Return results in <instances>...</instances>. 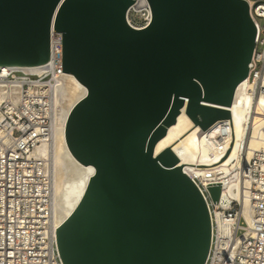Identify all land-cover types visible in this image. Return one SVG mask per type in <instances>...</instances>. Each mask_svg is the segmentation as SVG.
<instances>
[{
  "label": "water",
  "instance_id": "1",
  "mask_svg": "<svg viewBox=\"0 0 264 264\" xmlns=\"http://www.w3.org/2000/svg\"><path fill=\"white\" fill-rule=\"evenodd\" d=\"M134 1L0 0V66L47 62L54 27L63 71L88 87L66 139L96 172L57 228L64 264H205L208 203L170 146L155 147L186 101L203 130L232 126L220 106L249 75L257 27L247 0H149L152 21L136 29L126 19ZM209 190L219 201L221 185Z\"/></svg>",
  "mask_w": 264,
  "mask_h": 264
},
{
  "label": "built area",
  "instance_id": "2",
  "mask_svg": "<svg viewBox=\"0 0 264 264\" xmlns=\"http://www.w3.org/2000/svg\"><path fill=\"white\" fill-rule=\"evenodd\" d=\"M247 1L253 2L250 13L257 27L249 80L255 94L264 97V24L260 20L264 16L257 12L264 0ZM126 19L136 29L147 27L152 21L149 1L135 0ZM44 64L40 73L0 71V88L5 87L3 92L0 89V264H64L53 224L54 172L48 157L38 154L41 144L53 140L57 108L65 100L62 90L69 86L63 71L61 32H51L50 59ZM14 84L20 86L17 100L12 97ZM230 135L225 128L219 150L226 147ZM260 138L264 140V122ZM234 174L238 192L249 201L250 214L247 218L241 201L233 200L227 214L238 217V222L232 225L225 243L219 236L216 201L209 190L218 182L194 179L213 221L212 245L205 264H264V149L255 150L249 162L239 161Z\"/></svg>",
  "mask_w": 264,
  "mask_h": 264
},
{
  "label": "bare ground",
  "instance_id": "3",
  "mask_svg": "<svg viewBox=\"0 0 264 264\" xmlns=\"http://www.w3.org/2000/svg\"><path fill=\"white\" fill-rule=\"evenodd\" d=\"M252 3V1L249 3L250 10ZM257 12L264 16V2L260 3ZM52 31H54V27H52ZM44 67V63L1 65L0 71L23 70L40 73ZM66 73L69 86L62 90V99L65 100L64 102L61 100L57 108L53 140L38 147V154L48 157L50 167L54 172L53 224L56 238L57 228L76 209L86 192L91 176L96 172V167L93 164L85 165L75 157L66 139L69 115L76 104L88 94V87L74 73ZM19 88L18 84L11 86L14 100L19 98ZM0 89L3 92L5 87L1 85ZM203 103L209 104L205 101ZM186 107L187 101L177 115L175 123L167 127L166 134L157 142L155 154L158 155L170 146L178 156L180 165L185 164L182 167L191 178L199 177L204 183H208L209 179H215L221 183V186L222 183L224 184L221 199L215 202V205L219 236L221 242L225 243V237L229 235L232 225L238 222V217H230L227 214L233 200L241 201L243 213L249 218V201L242 192H238V181L234 174V168L239 161L249 162L255 150L264 149V140L260 138V128L264 122V97L255 94L254 84L251 83L248 75L238 84L230 106H220L230 110L232 126L230 118H224L216 120L204 130L200 125L195 124L186 113ZM225 128L231 131V135L226 141V147L219 150V145L224 142L222 134ZM230 147L228 155L219 162ZM214 163L217 164L212 165ZM209 174L212 175V178L208 177Z\"/></svg>",
  "mask_w": 264,
  "mask_h": 264
},
{
  "label": "rangeland",
  "instance_id": "4",
  "mask_svg": "<svg viewBox=\"0 0 264 264\" xmlns=\"http://www.w3.org/2000/svg\"><path fill=\"white\" fill-rule=\"evenodd\" d=\"M261 23L264 24V19H260ZM261 49V46L259 47Z\"/></svg>",
  "mask_w": 264,
  "mask_h": 264
}]
</instances>
